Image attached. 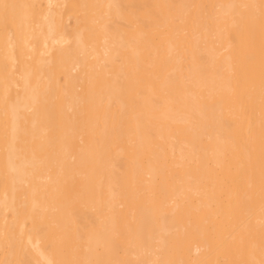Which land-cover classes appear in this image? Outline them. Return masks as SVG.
<instances>
[{
    "label": "bare ground",
    "instance_id": "obj_1",
    "mask_svg": "<svg viewBox=\"0 0 264 264\" xmlns=\"http://www.w3.org/2000/svg\"><path fill=\"white\" fill-rule=\"evenodd\" d=\"M214 230L264 262V0H0V264H210Z\"/></svg>",
    "mask_w": 264,
    "mask_h": 264
},
{
    "label": "rangeland",
    "instance_id": "obj_2",
    "mask_svg": "<svg viewBox=\"0 0 264 264\" xmlns=\"http://www.w3.org/2000/svg\"><path fill=\"white\" fill-rule=\"evenodd\" d=\"M217 230H218V229H217ZM217 230H216V231H217ZM209 231H210V230H209ZM209 231H207V232H209ZM219 231H220V230H218V232H219ZM213 232H214V234H216L215 236H216L217 238H216L215 236H213L214 238L211 236V242H212V239H214L213 242H212L213 244L210 243V242H209V243H210L211 246L214 245V243H215L214 246H216V245L218 246V245L221 243L220 241H222L223 239H222V237H221V239H220V238L217 236V235H218V232H215V230H214ZM220 232H221V231H220ZM224 232H225V235H226L229 239L226 238L225 240H226V242L228 241V243H226L225 240H224V242L221 243V245H224V246H223L224 248H226V247L228 246V248L225 249V250H227V251H225V250L223 251V249H221L222 247H220L221 245H220L219 247H217V248H220V249H216V248H215V249H213V250H210V249H212V248H210V249L208 248L209 251H212V253L210 252L211 254H208L209 252H208V253L206 252V253L208 254V257H207V258L210 260V262H212V263H210L209 260L207 259L208 262H209L210 264H214L213 262H216V261H217V263H219V261H220V263H221L222 260L225 262V261H226L225 257L227 256V255H226L227 252H228V254H229V250H230V252H231L230 254H232V252H233V251L235 250V248H237V247H238V249H236L237 252H235V251H236V250H235V251H234L235 253L232 254V258H234V260L231 259V260H233V261L230 262L229 259H230L231 257H228L229 255H228L226 258H227V260H228L231 264H232V263H233V264H235V263L237 264V263L240 261L239 259H238L239 261L236 260V257H233V255H235L236 253H239V251H238V250H240L239 247H240V246L243 247L242 245L246 243V241H245V240H246V237H244V236H246V235H248V234H246L245 232H243V237H242V234H241L240 237H241V238H245V240H243V242H244V241H245V242H244V243L242 242V243H243L242 245H240L239 242H238L237 240H235L234 243H236V241H237L238 244H239V246H238L237 244H235V245L237 246V247H236V246H234L233 242L231 241L232 238H230V237H233V236H232V232L228 231V233L226 234V231L223 230L222 233L224 234ZM247 232L249 233L250 231H247ZM261 232H264V231H261ZM186 233H188V232H186ZM193 233H194V232H192V234H193ZM210 233H211V231H210ZM210 233H209V234H210ZM222 233H221V234H222ZM230 233H231V235L229 236L228 234H230ZM239 233H240V232H239ZM244 233H245L246 235H245ZM251 233H253V232H251ZM255 233L257 234L258 232H255ZM255 233H253L252 235H254ZM259 233H260V231H259ZM206 234H207V233H206ZM214 234L212 233L211 235H214ZM221 234H219V236H220ZM223 234H222V236H223ZM249 234H250V233H249ZM262 234H264V233H262ZM262 234H261V235H262ZM225 235H224V237H225ZM261 235H259V236H260V239H261V238L263 239L264 236L262 235V236H263V237H262ZM206 236H207V235H206ZM250 236H251V235H250ZM259 236H258V237H259ZM209 237H210V236H208L206 239H208V240L210 241ZM240 237H238V238H240ZM247 237L250 239L249 236H247ZM215 238H216V240H215ZM218 238H219V240H217ZM235 238H237V237L235 236ZM235 238L233 237V239H235ZM241 238H240V239H241ZM252 238H253V237H252ZM230 239H231V240H230ZM249 239H248V241H247V244H248V245L246 244L247 246H249L248 251L252 248V246L249 245V243H250L249 241H251V240H249ZM208 240H207V242H208ZM229 240H230V242H229ZM252 240H253V239H252ZM214 241H219L220 243L218 242V244H217V242H214ZM241 241H242V240H241ZM254 241L257 242V246H259L260 241H259V243H258V241H257L256 239H254L252 242L254 243ZM209 243H207V244H209ZM240 243H241V242H240ZM226 244H227V246L225 247ZM255 244H256V243H255ZM172 245H173V243H172ZM205 245H206V243H205ZM231 245H232L233 247H232ZM252 245H253V244H252ZM263 245H264V243H263ZM208 246H209V245H207V246L204 248V250H205ZM211 246H210V247H211ZM229 246H230L231 248H230ZM244 246H245V245H244ZM247 246H246V248H247ZM259 247H260V246H259ZM259 247H258V249H259ZM262 247H264V246H261L259 253L261 252V250H264V249H262ZM175 248H176V246H175ZM229 248H230V249H229ZM232 248H234V249H232ZM243 248H244V247H243ZM243 248H241V249H243ZM246 248H244V249H246ZM253 248H255V247H253ZM253 248H252V249H253ZM256 249H257V248H256ZM204 250H203V251H204ZM216 250H217V252H216ZM221 250H222L223 252H225L226 254H225V253H222L223 255L225 254V255L223 256L224 258L222 257V258H223V259H222L221 256H220L221 259H218V258H219V255H221ZM205 251H208V250H205ZM205 251H204V252H205ZM252 251H253V252H256L254 249H253ZM252 251H251V252H252ZM245 252H247V249H246L244 252L242 251L241 253H245ZM247 253H249V252H247ZM259 253H258V254H259ZM212 254H213V255H212ZM251 254H252V253H251ZM251 254L249 253L248 255H251ZM256 254H257V253H256ZM241 255H242V254H240V255L238 254L237 257H239V256H241ZM245 255H246V253H245ZM245 255H244V256H245ZM248 255H246V256H248ZM252 255H253V254H252ZM259 255H260V254H259ZM261 255H263V253H261ZM261 255H260V256H261ZM230 256H231V255H230ZM242 256H243V255H242ZM242 256H241V258H242V261H243V260H244L243 258H245V257H244V256L242 257ZM254 256H255V254H254ZM256 256H257V255H256ZM211 257H217L216 261H214L215 258L213 259V258H211ZM261 257H262V256H261ZM261 257H260V258H261ZM263 257H264V256H263ZM263 257L261 258V260H263ZM210 258H211L213 261H211ZM241 258H240V259H241ZM224 259H225V260H224ZM245 259L247 260L248 257L245 258ZM257 259H259V258L256 257L255 260H257ZM218 260H219V261H218ZM246 260H245V261H246ZM228 261H226V262H228ZM237 261H238V262H237ZM245 261H244V262H245ZM247 261H248V260H247ZM252 261H253V260H252ZM252 261H251V263H249V262H250V261H249L248 264H253V263L256 264L257 262H258V264H259L260 262L264 264V262L260 261V259H259V261H256V262L253 261V263H252ZM229 262L226 263V264H229ZM244 262H241V264H243ZM201 263H202V262H201ZM201 263H200V264H201ZM205 263H206V262H203L202 264H205ZM217 263H216V264H217ZM220 263H219V264H220ZM222 263H223V262H222ZM222 263H221V264H222ZM261 263H260V264H261ZM206 264H207V263H206ZM224 264H225V263H224ZM246 264H247V263H246Z\"/></svg>",
    "mask_w": 264,
    "mask_h": 264
}]
</instances>
